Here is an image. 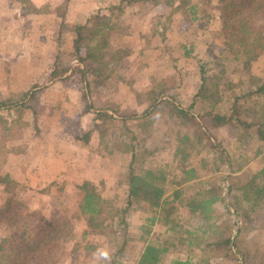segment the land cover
<instances>
[{
  "label": "trees",
  "instance_id": "16d2710c",
  "mask_svg": "<svg viewBox=\"0 0 264 264\" xmlns=\"http://www.w3.org/2000/svg\"><path fill=\"white\" fill-rule=\"evenodd\" d=\"M150 1H164L172 8L171 15L183 14L190 24L202 21L207 25L212 17L208 12L211 6L216 7L212 0H120L108 6L109 14L92 13L76 26L71 49L78 64L67 76V69L56 64L51 78L60 77L67 86L79 90L85 103L82 113L93 115V127L86 131L79 120L81 113L70 121L71 131H67L75 139L88 144L95 132L98 145L105 143L112 153L114 146L107 142V137L120 123L135 140L127 122L138 118L141 124L151 126L157 116L164 117L177 138L173 161L140 171L131 167L125 183L126 205L116 210L120 216L111 221L102 218L105 199L91 180L79 184L81 198L75 211H58L47 218L43 210L30 209L13 199L10 185L14 181L8 174H0V188L7 194L0 211V264H60L70 252L74 257L84 249L93 251L96 247L90 236L109 238L111 233L122 234L127 229L125 214L134 206L151 215V225L157 223L165 228L163 233L152 236L151 227L146 229V244L136 264H165L166 255L174 248L189 255L173 259L170 264H225L232 260L238 263V256L249 264L251 251L244 242L245 235L251 228H264L260 223L264 218V167L246 178L237 172L264 155V71L261 75L252 73L253 60L264 52V0H218L222 50L219 55H212L217 70L206 69L212 62L198 59L201 82L187 106L172 90L168 93L171 88H162L145 92L148 106L139 115L124 114L119 106L92 104V111L87 95L93 93L94 87L99 89L115 82L116 64L122 59L116 56L119 51L112 44L116 25L113 20L129 5ZM191 51L185 46L184 56L189 57ZM227 65L240 72L239 92H235L236 87L230 95L227 89L232 85L224 76L229 73ZM40 93L33 92L26 102L0 99V111L16 110L21 116L30 110L37 121ZM223 104L227 105L225 111L221 110ZM1 122L8 123L0 117ZM225 131L227 136L222 134ZM137 146H131L132 165L138 160ZM249 149L253 154H248ZM225 196L239 224L235 235L236 225ZM80 220L86 226L81 231L82 241L76 243V224ZM125 244L126 240L115 251L110 264L118 263ZM197 250L201 253L198 257Z\"/></svg>",
  "mask_w": 264,
  "mask_h": 264
},
{
  "label": "rangeland",
  "instance_id": "374dc122",
  "mask_svg": "<svg viewBox=\"0 0 264 264\" xmlns=\"http://www.w3.org/2000/svg\"><path fill=\"white\" fill-rule=\"evenodd\" d=\"M21 1L17 0L16 6L13 0H0V61L3 65L12 64L16 58L23 56L25 61L30 63L28 72L30 71L34 77L40 73L43 85L50 79V75H46L44 72L45 67H49L50 69L48 68L47 71L50 72L51 63L54 60L58 65L67 69L66 76L78 64L71 49L78 23L90 13L101 11L103 14H109L108 6L117 4L120 0H47L37 10V13H33V9L26 3L25 9L30 12L32 18L31 22H28L30 24L27 21L22 23L14 19L18 16V14H14V11L21 8ZM77 1L79 2L77 3ZM217 3L218 0H212V5L216 7L211 6L208 13L212 17L208 20L207 25L202 21L190 24L180 13L171 15L172 8L164 1L160 4H154L153 1L139 2L126 7L124 12L118 14L113 20L116 25L112 34V37L114 36L112 44L119 51L116 56L122 58L120 64H116L115 82L102 85L99 89L94 87L93 93L87 95L88 106L92 107V104L97 107L119 106L124 114L139 115L148 106L145 92L148 89L160 90L162 88H171L168 93L173 91L181 103L187 106L201 82L198 59L212 62L206 69L217 70L212 57V55H219L222 50V38L218 32L220 22ZM69 4L74 6L71 7ZM29 30L34 31V35L26 34L23 39L22 31L25 34ZM41 30H45L40 41L41 45L45 46L46 51L43 53L38 52L36 44L39 40L37 35ZM2 39L4 40L2 41ZM23 40L24 53L22 54L19 51L23 49L20 48ZM185 46L188 49L192 48L189 57L184 56ZM227 69L229 73L225 72L224 76L232 85L227 89V94L230 95L240 83V72H234V68L230 65L226 66V71ZM263 71L264 52L254 59L252 64L253 74L261 75ZM5 82L3 81V84ZM61 88L77 90L72 85ZM61 88H59L60 92H57L58 95L50 101L51 106H49L53 108L58 105L51 110V113L57 114V117L51 114L49 116L46 109L39 107V112L44 116L41 117L43 119L41 127L46 126L50 130L55 128L59 133L51 134L42 141L45 143L44 146L48 145L49 150H37L33 153L36 155L35 157L26 158L27 162L46 163L51 176H59L60 180L51 185V183L40 179L35 182H19L14 178V176L22 177L25 171L22 169L21 163L11 162L12 166L8 162L9 155L7 154H25L28 146L38 139V135H36L38 132L36 133L33 129V113L29 110H26L21 116L16 110L0 112V117L8 122L7 124L0 123V174L6 175L11 171L14 181L10 185L12 198L30 209L43 210L47 218L54 216L58 211L67 214L75 211L81 198L79 184L84 181L83 177L91 176L105 199V213L102 218L111 221L118 215L120 216V212L116 214V210H122L126 205L125 183L131 167L140 171L142 168H155L173 161V149L177 143L175 131L172 132L168 129L164 117L157 116L151 126L141 124L142 122L138 118L131 119L127 122V126L134 132L136 139L132 140L131 135L125 133V127L120 123L117 128L112 129L113 133L107 137V142L111 141L114 146L112 153H109L105 148V143L84 152L74 151L76 146L72 144V141L76 140L75 135L68 132L67 129L69 130L70 121L78 117L77 113L84 111L85 103L79 90L77 91L81 94L80 100H78L79 98H75L76 100L65 99L63 102ZM10 90L11 88L7 84L0 86V97L2 95L10 96L14 102H19L26 96L25 92L12 93ZM235 92H239V87L235 89ZM137 93L141 95L137 96ZM42 100L46 101V98L43 97ZM226 107L227 105L223 104L221 110L225 111ZM55 110L56 112L53 113ZM92 110L95 109L92 108ZM79 120L86 127V119L80 118ZM92 121L93 116L89 115L86 128H92ZM48 129H46L47 132H49ZM61 131H66L63 132L65 137H62ZM222 134L227 136V131ZM93 139L99 143L97 133L92 134ZM132 144L138 145V160L133 165L131 164ZM248 151L249 155L253 154L252 149ZM39 152L40 156L38 157ZM91 158L92 160H90ZM175 158L177 159V157ZM77 163L85 164L84 168L79 166V169L75 165ZM262 167H264V155L251 160L237 174H243L246 178ZM85 169L87 170L85 171ZM39 177L37 176V178ZM47 187L49 188L47 189ZM42 189L46 190L41 192ZM6 196L7 194L0 188V211L4 206ZM125 217L127 229L122 234L111 233L109 238L90 236L89 239L96 247L95 250L85 251L86 249H84L83 253L78 252L74 257L70 252L66 260L60 264H110L115 258H113L115 251L124 240H126V244L123 253L117 257V264H136L146 244L147 236L144 234L146 229L151 227L150 236H152L163 233L165 228L157 223L151 225L148 220L151 215L138 206L132 207ZM260 223L264 225V218L260 220ZM254 224L257 225L256 222ZM85 226L86 223L83 220L76 224V243L82 241L81 231ZM244 242L251 251L249 264H264V228H251L247 236L245 235ZM197 252L196 257L201 255L200 250ZM187 255L189 254L185 250L174 248L166 255L165 264H170L173 259L185 258ZM75 257L78 258L77 261ZM241 260L238 259V263L232 260L225 264H248L243 261V258Z\"/></svg>",
  "mask_w": 264,
  "mask_h": 264
},
{
  "label": "crops",
  "instance_id": "0c3cea01",
  "mask_svg": "<svg viewBox=\"0 0 264 264\" xmlns=\"http://www.w3.org/2000/svg\"><path fill=\"white\" fill-rule=\"evenodd\" d=\"M14 1V3H15V5L17 6V4H16V2H17V0H13ZM64 1V0H63ZM72 1V0H71ZM47 2V0H22L21 1V3H22V5H21V8L19 7V9H15V11H14V14L15 15H17L18 14V16H16V17H14V19L18 22H22V23H24L25 21H27V23L30 21V20H32V18L30 17V12L28 11L27 12V10L25 9V4L26 3H28L29 5H30V7L33 9V13H37L38 11V9L44 4V3H46ZM79 1H77V3H78ZM70 6H71V4H69ZM72 6H74V5H72ZM71 6V7H72ZM106 7V6H105ZM18 8V7H17ZM18 12V13H17ZM20 14H21V16H20ZM92 13H90L89 15H91ZM88 15V16H89ZM88 16L87 17H84L85 19L83 20V21H80L78 24H81V23H84L85 21H86V19L88 18ZM30 18V19H29ZM33 21H35V20H33ZM31 22V21H30ZM28 24H30V23H28ZM27 25V24H26ZM41 29V28H40ZM41 31H43L42 32V34H41ZM40 32H39V34L37 35L38 36V42L36 43L37 44V46H38V52L39 53H43V52H45L46 50H45V46H42L41 45V43H40V41H41V39H42V36H44V31L45 30H41ZM26 34H29V35H31V34H33L34 35V31H28L27 33H23V31H22V38L26 35ZM76 38V37H75ZM74 38V39H75ZM24 39V38H23ZM1 40V39H0ZM4 39H2V41H3ZM0 43H1V41H0ZM24 47V40H23V42H22V44H21V46H20V48H23ZM24 48L21 50V51H19V52H21L22 54L24 53ZM31 58H33L32 56H31ZM30 61V60H29ZM57 63H56V61L54 60L52 63H51V70H52V68H54L55 67V65H56ZM4 66H5V68H4ZM7 66V67H6ZM45 67V66H44ZM7 68V69H6ZM29 68H30V63H28V62H26L25 61V58L23 57V56H20L19 58H16L14 61H12V64H4L3 65V63H2V61H0V86L2 87L4 84H7L10 88H11V90H10V92H12V93H19V92H25V94L24 95H26L25 96V98L24 99H21V100H23L22 102H26L27 100H28V98L30 97V95L33 93V92H35V91H40L41 93H40V96H39V99L37 100L38 101V103H37V105H36V110H37V121H35V117H36V115L33 113V117H34V121H33V123H34V125H33V129H34V131H36V135H38V139L36 140V142H32V144H30L29 146H28V149H27V152L25 153V154H11V153H8L7 155H9L7 158H8V162H18V163H21V165H22V169L25 171V174L22 176V177H16V176H14V178H16V180H18L19 182H28V181H30V182H35V181H37L38 179H40V180H42V181H44V182H47V183H52V182H54V181H57L58 182V180H60V177L58 176V177H56V175H54V176H51V172H50V170L47 168L48 167V165L46 164V163H33V161L32 162H27V160H26V158L27 157H35L36 155L35 154H33L35 151H41V150H43V151H45V149H47V150H49L48 148V145H46V146H44L45 145V143H43L42 141H44V138H46L47 136H51V134H53V135H55V134H58L59 133V131H57V129H55V128H51V130L50 129H48L46 126H42L41 127V123L43 122V117L44 116H42V114L39 112V107L41 108H43V109H46V111H47V113L49 114V116H50V114L52 115V116H55V117H57V114H52L51 113V110L53 109V108H55V107H57V106H54L53 108L52 107H49V106H51L50 105V101L55 97V96H57L58 95V93L57 92H60L59 91V88H61L62 86L64 87L65 86V88H66V84L64 83V82H62L60 79V77H57V78H51V70H50V72L49 71H47V69L49 68V67H45V70H44V72H45V74L47 75H50V79H49V81L48 82H43L44 84L42 85L41 84V76H40V73L39 74H37L35 77H34V75H31V73H30V71L28 72V70H29ZM50 69V68H49ZM21 70V71H20ZM46 72H49V73H46ZM66 75V74H65ZM64 75V76H65ZM3 81L5 82L4 84H3ZM12 88H13V91H12ZM61 92H62V99H63V102L65 101V99H74V100H76L75 98H79L78 100H80L81 99V94L77 91V90H74V89H67V90H65L64 88H61ZM7 93H9V92H7ZM6 93V94H7ZM44 94H46V95H44ZM43 97H45L46 98V101H43L42 99H43ZM0 99H10L11 101H14V99H12V97H10V96H4V95H2L1 97H0ZM83 99V98H82ZM20 101V100H19ZM84 101V100H83ZM60 106V105H59ZM91 110H92V108L91 107H89ZM57 110V109H56ZM56 110L53 112V113H55L56 112ZM3 111H6V110H3ZM30 111V110H29ZM92 111H94V110H92ZM1 112V111H0ZM83 111H81L80 113H81V119H86V127L88 126L87 124H88V122H89V115H92V114H90V113H82ZM80 113H77L78 115H80ZM93 116V115H92ZM42 117V118H41ZM93 123H94V119H93V121H92V127H93ZM27 124V123H26ZM81 125H82V123H81ZM85 127V125L83 124L82 125V128H83V130L84 131H86V130H89V129H91V127H88V128H86ZM27 128V127H26ZM24 129H25V127H24ZM46 129H48V131L49 132H47V130ZM63 132H66V131H61L60 133H61V135H62V137H65V134H63ZM93 133H95V132H93ZM39 135H40V137H39ZM66 137H69V136H66ZM75 138V137H74ZM70 139H71V137H70ZM94 139H95V137H94ZM92 140V137H91V141L88 143V144H83L81 141H78L77 139L76 140H73L72 141V144L74 145V146H76V148L74 149V151H77V150H80L81 152H84V151H86V150H88V149H91L92 147H93V149L94 148H96V146L98 145V142L96 143V141L95 140ZM42 142V143H41ZM46 150V151H47ZM30 154H32V155H30ZM30 155V156H29ZM38 157L40 156V152H39V155H37ZM90 160H92V158L90 159ZM11 165L13 166V164L11 163ZM41 166V167H38V166ZM75 165H77L78 166V168H79V166H82V167H80V168H84V165L85 164H83V165H79L78 163L77 164H75ZM79 168V169H80ZM81 169V171H83ZM87 169H85V171H86ZM13 175V173L11 172V171H9V176H10V178L13 180V178H12V175ZM50 175V176H49ZM37 176L39 177V178H37ZM82 180H91V181H93V178L90 176H85V177H83L82 178Z\"/></svg>",
  "mask_w": 264,
  "mask_h": 264
},
{
  "label": "water",
  "instance_id": "95a60500",
  "mask_svg": "<svg viewBox=\"0 0 264 264\" xmlns=\"http://www.w3.org/2000/svg\"><path fill=\"white\" fill-rule=\"evenodd\" d=\"M229 171V170H228ZM229 173V172H228ZM225 195H227V192H225ZM225 200H226V204H227V207H228V209H229V211H230V213H231V216H232V219H233V221H234V223H235V230H234V235L237 233V229H238V227H239V224H238V222H237V219H236V215L234 214V212H233V210H232V208L229 206V204H228V200H227V196H225ZM238 258H239V261H242L241 260V258L238 256Z\"/></svg>",
  "mask_w": 264,
  "mask_h": 264
}]
</instances>
